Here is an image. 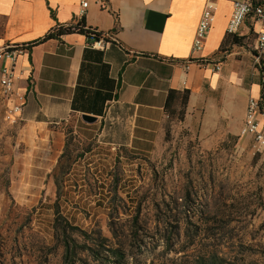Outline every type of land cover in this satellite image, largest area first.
<instances>
[{"label": "rangeland", "instance_id": "obj_1", "mask_svg": "<svg viewBox=\"0 0 264 264\" xmlns=\"http://www.w3.org/2000/svg\"><path fill=\"white\" fill-rule=\"evenodd\" d=\"M3 112L0 103V264L61 263L52 240L57 198L73 224L121 248L112 264H264V148L253 153L232 124L238 116L202 124L185 120V109L182 121L167 120L169 134L149 158L90 151L69 122L62 152L70 164L61 159L68 169L60 177L59 157L45 148L52 142L21 139V124ZM93 244L78 255L88 264L110 254Z\"/></svg>", "mask_w": 264, "mask_h": 264}, {"label": "crops", "instance_id": "obj_2", "mask_svg": "<svg viewBox=\"0 0 264 264\" xmlns=\"http://www.w3.org/2000/svg\"><path fill=\"white\" fill-rule=\"evenodd\" d=\"M204 4L89 0L83 17L87 26L109 34L104 49L92 47L93 39L75 31L36 43L18 59L24 74L15 88L27 94L21 139L51 141L52 147L45 148L57 159L65 143L63 127L71 122L74 133L90 139V151L107 146L149 158L164 139L169 89L190 91L185 120L194 117L217 125L238 116L239 122H232L238 133L247 98L260 96L264 60H258L254 50L258 24L247 16L236 33L228 34L232 0H215L204 45L192 53ZM78 7L79 0H0V43L38 40L56 23L78 20ZM215 63L219 70H214ZM82 114L96 120L86 122Z\"/></svg>", "mask_w": 264, "mask_h": 264}, {"label": "built area", "instance_id": "obj_3", "mask_svg": "<svg viewBox=\"0 0 264 264\" xmlns=\"http://www.w3.org/2000/svg\"><path fill=\"white\" fill-rule=\"evenodd\" d=\"M89 0H79L77 16L83 17L88 7ZM215 0H205L203 10L197 23L195 35L192 41L191 51H200L204 45L205 37L214 21ZM247 16H252L258 24L255 36L254 50L258 60H264V6L253 4L252 0H232V10L227 22L226 32L236 33L244 23ZM108 35L99 38H91V46L96 49H104ZM32 45L27 44H1L0 43V103L3 106L4 120L9 124H19L24 108L27 104L26 92L18 91L15 82L19 80L24 71L18 67L20 56L26 55ZM208 58L205 63L210 62ZM203 62V60H200ZM214 70H219V64L215 63ZM27 91L29 92L32 80L27 79ZM263 113L259 109L258 99L249 96L247 98L244 120L240 129L241 137H248L253 153L260 152L264 148V121ZM264 120V119H263Z\"/></svg>", "mask_w": 264, "mask_h": 264}, {"label": "trees", "instance_id": "obj_4", "mask_svg": "<svg viewBox=\"0 0 264 264\" xmlns=\"http://www.w3.org/2000/svg\"><path fill=\"white\" fill-rule=\"evenodd\" d=\"M253 4H260L264 6V0H252ZM53 15V13H51ZM117 23V17H115ZM115 28V27H114ZM80 32L85 34L88 38H99L103 35H109L98 31L96 28L87 26L85 23L84 17L79 18L76 21H72L67 24L56 23L52 30L48 31L42 38L30 42L29 45H35L36 43L42 42L46 39L60 36L61 34L70 33V32ZM264 62L260 61V72H261V89L260 96L258 99L259 109L264 112ZM190 91L188 89H169L166 94L164 111L167 115L168 122L173 121H182L184 119L185 109L188 102ZM169 134V124L165 126V135L164 139L167 138ZM67 148V144L65 145ZM66 156V164H70V154H67V151L64 150L58 160L60 165L59 175L62 177L67 174V169L62 167L61 159ZM55 184H58V174H53ZM54 209V219L52 221V240L54 241V246H60L62 248L61 263L60 264H88L85 260H82L78 255L80 253L86 252L90 255L93 252V245H98L104 250L108 251L110 254L98 256L94 255V260L98 264H107L119 263L121 257L123 256V251L119 246L109 247L104 241L105 238L98 233L95 240L93 239L90 230H85L79 226L73 224L66 216L61 214L60 205L58 203V198L53 203ZM96 241V243L94 242ZM111 255V256H110ZM113 257V258H112Z\"/></svg>", "mask_w": 264, "mask_h": 264}, {"label": "water", "instance_id": "obj_5", "mask_svg": "<svg viewBox=\"0 0 264 264\" xmlns=\"http://www.w3.org/2000/svg\"><path fill=\"white\" fill-rule=\"evenodd\" d=\"M81 118L86 122H93L96 120V117L87 114H82Z\"/></svg>", "mask_w": 264, "mask_h": 264}]
</instances>
